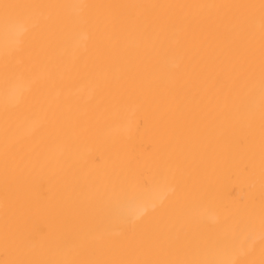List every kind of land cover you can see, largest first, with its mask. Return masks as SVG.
<instances>
[{
  "label": "bare ground",
  "instance_id": "obj_1",
  "mask_svg": "<svg viewBox=\"0 0 264 264\" xmlns=\"http://www.w3.org/2000/svg\"><path fill=\"white\" fill-rule=\"evenodd\" d=\"M0 264H264V0H0Z\"/></svg>",
  "mask_w": 264,
  "mask_h": 264
}]
</instances>
